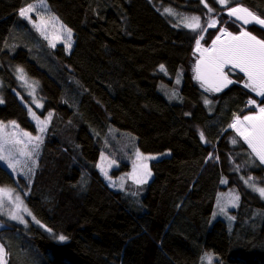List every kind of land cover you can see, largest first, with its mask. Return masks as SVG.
I'll list each match as a JSON object with an SVG mask.
<instances>
[{
    "label": "trees",
    "instance_id": "obj_1",
    "mask_svg": "<svg viewBox=\"0 0 264 264\" xmlns=\"http://www.w3.org/2000/svg\"><path fill=\"white\" fill-rule=\"evenodd\" d=\"M39 2L0 0V22L15 17L0 53V122L16 121L36 135L29 108L43 120L52 114L30 179H17L0 161V186L17 189L35 222L51 229L32 222L0 229L8 264H201L205 253L213 264H264V200L242 180L241 159L238 167L230 159L234 150L248 154L239 137L232 145L229 125L249 112L248 100L256 96L243 87L244 75L237 71L235 83L206 93L192 70L199 33L165 11L206 19L205 4L44 0L73 31L69 50L50 46L20 17L21 8ZM227 6L216 14L234 34L241 27L227 15L229 8L246 7L264 18V0H229ZM244 28L264 40L259 27ZM171 46L182 50L180 76L190 78L195 101L176 81L170 86L174 79L165 55ZM18 69L35 83L42 111L31 104ZM256 98L264 106V97ZM200 109L203 120L197 118ZM137 151L163 154L149 162L162 180L158 198L149 202V184L117 186L130 174ZM106 156L115 163L108 179L101 171ZM250 173L264 183L263 166ZM228 191L240 199L222 214L218 201ZM148 203H155L154 215ZM59 235L66 241H58Z\"/></svg>",
    "mask_w": 264,
    "mask_h": 264
},
{
    "label": "snow or ice",
    "instance_id": "obj_2",
    "mask_svg": "<svg viewBox=\"0 0 264 264\" xmlns=\"http://www.w3.org/2000/svg\"><path fill=\"white\" fill-rule=\"evenodd\" d=\"M205 0H201V3H204ZM229 0H218V3L221 5H227ZM40 5H44V0H40ZM205 7H208V4L205 3ZM36 9V6L33 4H28L27 7L21 8L19 15L27 19L30 23H33V26L37 31L41 32V35L45 36V39L48 37L44 33L43 26V17H39L40 23L34 22L30 17L29 13L33 12ZM166 12L169 14H174L171 9H166ZM209 11H213L212 8H209ZM228 16L234 17L237 21H241L242 25H247L251 22H255L262 27H264V18L256 16L252 11L246 7H231L227 11ZM53 20H56V17H52ZM184 26L196 31L201 28L200 17H184ZM217 24L216 20H210L207 27H214ZM66 36L67 47L71 48L72 40V30L66 26L61 25ZM206 30V29H204ZM221 32L224 36L228 37L227 41H221V36H217L216 39L212 42L211 48H201L200 40L203 39V36H200L196 41L197 51L201 53L200 58L197 60L194 72L195 79L201 83V86L204 87L205 91L219 92L224 88L228 87L230 84L235 83L234 80L229 78V72L226 69H237L239 72L244 74L246 80L243 83V87L249 89L251 92L255 93L258 97H264V40L258 39L251 32L245 30L241 27V31L238 35H234L230 32H227L225 29H221ZM55 47V45H52ZM161 71H165L163 65L160 66ZM18 72L21 73L19 79L25 80L23 75V69H18ZM26 82V81H25ZM177 83L180 82L177 78ZM34 83V82H33ZM32 87V85H29ZM33 91L30 92V95H34ZM175 95V93H173ZM37 107H42L37 101ZM4 103L3 99L0 98V104ZM204 103L210 104L207 98H205ZM248 106H255L258 110L250 115H245L243 119L239 116H236L233 122L229 125L230 128H233L237 135L240 136L244 142L251 149L252 155L259 160L260 164L264 165V106L257 104V101L254 99L248 100ZM29 113L32 116L33 120L36 121L37 127L41 133H43L47 124L51 119V113H49L48 118L41 120L40 117L36 115L35 112L29 108ZM14 128H18L19 125L15 121L10 122ZM2 122H0V130L5 128ZM23 135L28 138L27 143L33 145L32 151L25 152L21 150L20 155L28 156L31 158L32 152H35L39 149L40 144L43 143L42 136H32L28 132H24ZM200 138L203 141L205 139L203 132L200 133ZM23 143L19 139H13L11 137H0V161H5L8 164V167L15 170L16 163L13 162L12 152L7 148L9 144H20ZM233 144L236 143L235 140L232 141ZM27 147V144L25 145ZM137 159H155V157H143L138 151L136 153ZM211 158V156L209 157ZM35 161H33L34 163ZM142 171L137 175V166L134 164L133 173L131 178L138 184L146 183L147 178L151 176L150 170H148V165L146 163L139 166ZM105 178H108V173L101 169ZM123 180V178H121ZM252 177H249L245 180V183L252 188L253 191H256L261 198H264V187H258L255 183H251ZM226 181H222L224 183ZM11 192L10 189L0 188V209L5 207V198L11 202ZM231 199L230 203L232 206H236L240 197L238 194H230ZM218 207L220 208L221 213L226 214V206L221 205L218 201ZM15 212H10V218L13 220H19L20 223H26L24 218L18 213L22 209L24 212H27L31 216V212L28 211L26 207H23V201L20 196L15 197ZM35 220V217H33ZM229 220L234 219V217L229 216ZM36 223H39L37 220ZM44 227V225H41ZM51 232V229H46ZM58 241L64 242L67 237L64 235H59L57 237ZM7 252L4 245L0 244V264H7L6 260ZM201 264H213V258L210 254L205 253L202 257Z\"/></svg>",
    "mask_w": 264,
    "mask_h": 264
},
{
    "label": "rangeland",
    "instance_id": "obj_3",
    "mask_svg": "<svg viewBox=\"0 0 264 264\" xmlns=\"http://www.w3.org/2000/svg\"><path fill=\"white\" fill-rule=\"evenodd\" d=\"M215 2L217 3V5L219 7V8L216 7L217 9L226 8V7H228L227 5L229 4V2H228L227 5H221L220 3H218V0H215ZM205 3L208 4V1L205 0L204 4ZM33 5L36 6V9L33 12L29 13V15L32 18V20L34 22H37V23L41 22L39 20V17H43L42 23H43V26H44V33L48 37V39H45L44 35H41V36L45 40H47V42L49 43L50 46H52L54 44L55 47L58 46V45H65L67 47L66 36H65L63 28L61 27V25H63V26H66V25H64L57 16L53 15L50 12V10L48 9L49 6H48L47 2H44L43 6L40 5V2L39 3H35ZM206 8L208 9V14H207V18L206 19H203V18H201L198 15L184 14V13H181L180 11H177V10H174V9H171V8H169V9H171L174 14H169L168 12H166V14H168L178 25H181V26H184V20H183L184 17H189V18L192 17V16L200 17L201 28L197 29L196 32L199 33V36H198L199 38H200V36H203V39L200 40V45H201L202 49L203 48H211L212 47V42L216 39L217 36H221V41H227L228 37H226V36H224L222 34L221 29H225L227 32L232 33L229 30V28H228V26L226 24L227 23L226 20L223 19L221 17V15L216 14V11H217L216 8L212 7L211 5H208V7H206ZM209 8H212L213 11L210 12ZM52 17H56L57 19L53 20ZM230 18L235 21V19L233 17H230ZM213 19L217 21V24L214 27H210V28L207 27L209 21L213 20ZM25 20L34 29H36L33 26V23H30L27 19H25ZM14 21H15V17H8L5 20L0 22V53H1L2 49L5 47V44L7 43L8 35H9L10 31H11V28H12V25H13ZM239 26L243 27L241 25H239ZM204 29H206V30H204ZM38 32L41 34L40 31H38ZM200 33H201V35H200ZM206 34H208V37H206ZM232 34H234V33H232ZM238 34L239 33L234 34V35H238ZM73 35L74 34H73V31H72L71 48L67 47L69 50H71L73 45H74V36ZM256 37L258 39H261L258 36H256ZM200 55H201V53L197 51V47L195 45V61L193 63L192 70H194L196 62L200 58ZM181 58H182V50L180 48L172 47V46L168 47L166 55H165V63H166L167 69L169 70L170 74L172 75V77L174 79L172 82H170V86L174 85V81H177V78H179L180 82L178 84L181 85L180 92L183 95H185L188 98H190L191 100L195 101L196 100V96L193 93H190V91H189L190 78L186 77V76L184 78L183 77L181 78V76H180V72L179 71H180ZM226 71L229 72V78L235 81V79H233L232 74H233L234 71L239 72V70H237V69H226ZM244 78L246 80V77H244ZM243 83H244V81H243ZM0 84L2 85V81L1 80H0ZM24 85H25L24 87L26 88V92L25 93L27 94L31 104L36 109L42 111L43 108H44V104L42 102V99L38 95L35 83H33V81L29 80V78L25 77ZM29 85H32V87H29ZM33 87L35 89L34 95H30L29 93L33 91ZM203 89H204V87H203ZM206 93H212V91H206ZM254 96H256L255 93H254ZM256 97H258V96H256ZM256 97H253L251 99L256 100L257 104H259V101L257 100ZM0 98H1V96H0ZM258 98H261V97H258ZM34 100L37 101L39 104H41L42 107H37L36 103L33 102ZM209 105H211V103ZM248 109H249V112L247 114H244V116L253 114L254 112H256L258 110L255 106H249ZM244 116H239V117L241 119H243ZM197 118L199 120H203L205 118V113L203 112V110H201V109L198 110ZM31 119L33 120L32 116H31ZM41 120H43V117L41 118ZM10 122H12V121H10ZM10 122H2L4 125H6V127L3 128L2 130H0V137H11L13 139H19L23 143L7 145V148L12 152L13 162L15 163V162L18 161V163H16L15 170L13 168L8 167V164L5 161H1V163L17 179H19V178L30 179V175L33 173L32 172V166L35 164V162L37 160V156H38L37 153L40 154L41 144H40V147H39L38 150H36L35 152H32L31 158H29L28 156L20 155L21 150H23L25 152H30V151H32V148H33L32 144L27 143L28 138L25 137L23 135V133L24 132H28L32 136H37V135L41 136V132L38 130L39 133L34 135L31 132L22 129L20 127V125L16 121H15L16 124L19 125L18 128H14L11 125ZM230 129H232L234 134H235V136H233L232 139H231V142L233 140L236 141L235 144L232 143L233 146L238 144V141H237L236 137H239L244 142V140L240 136L237 135L236 131L233 128H230ZM26 144H27V147H25ZM245 145L248 148V154L246 152H244V151L237 152V151L234 150V154H233V156L230 157V159L236 166H237L238 160L241 159L239 164H238V166H239L238 169H239L240 173H245L246 174V176L242 178L244 183H245V180H247L249 177H252L253 179H252L251 183H255L258 187H264V183H261L259 181V179H257L255 177V175L250 173V170L255 169L257 166H263L264 167V165L260 164L259 160L256 159L254 157V155H252L251 149L248 147V145L246 143H245ZM142 156L143 157H155V159H159V158H161L163 156V154L162 155H147V156L142 155ZM33 161H35V162L33 163ZM102 162H103V167H101V169H103L104 171H106L108 173V178H109L111 167L115 166V163L112 162L111 157L108 158L107 156L104 157ZM149 162H150V159H148V160L137 159V155H136L135 158L133 159V163H132V166H131V172L128 175V177L123 178V180L119 179V181L117 182V186L119 188H123V189L128 187L130 185L129 184L130 182H133L136 185L149 184L150 185V191H149V195H148V197L146 199V202H149L150 199H152V198L153 199H157L158 198V193L156 192V189H160V187L162 185V180L160 178H158V177H155L153 175V173L151 172V170L149 168L150 167L149 166ZM144 163H146L148 165V170H150L151 176H149L147 178V182L146 183L138 184L131 178V175L133 173V167H134V164L137 166V175H139L140 172L142 171V169L139 166L144 164ZM108 181H110L111 184H116V182H114V180H112L111 178ZM245 185L249 189L252 190V188L249 187L248 184L245 183ZM0 188L12 190V192H11V202H9V200L7 198H5V207L0 209V229L8 227V226H11V225H16V224L20 225V226L27 227V226L30 225V222L36 224L35 220L32 218L33 216L32 215L29 216L28 213L24 212L22 209L19 211L18 214L24 218L26 223L22 224V223L19 222V220L11 219L9 213L16 211V208H15V197L16 196H20L21 200L23 201V207L27 208L25 200H24L22 194L15 188L7 187V186H5V187L0 186ZM254 192H256V191H254ZM230 194H235V192L234 191H228V192H225V193L221 194V196H220V204L226 206V209H225L226 212H228V211H230L231 209L234 208V206H232V204L230 203V199H231V195ZM262 199L264 200V198H262ZM148 209H149V212H150L149 214L150 215H154L155 214V203L154 204H149L148 203ZM222 214H224V213H222ZM37 225L41 226L43 224L37 223ZM42 228L44 230L48 229L45 226L42 227ZM6 260H7V264H8V257L7 256H6Z\"/></svg>",
    "mask_w": 264,
    "mask_h": 264
},
{
    "label": "water",
    "instance_id": "obj_4",
    "mask_svg": "<svg viewBox=\"0 0 264 264\" xmlns=\"http://www.w3.org/2000/svg\"><path fill=\"white\" fill-rule=\"evenodd\" d=\"M234 18V17H233ZM235 19V18H234ZM235 21L239 24V25H241V26H243V27H247V26H250V25H255V26H257V27H259L260 29H262L263 31H264V27H262L261 25H259V24H257V23H255V22H251V23H249V24H247V25H242V22L241 21H237L236 19H235ZM231 85V84H230ZM229 85V86H230ZM228 86V87H229ZM227 88V87H226ZM225 89V88H224Z\"/></svg>",
    "mask_w": 264,
    "mask_h": 264
},
{
    "label": "built area",
    "instance_id": "obj_5",
    "mask_svg": "<svg viewBox=\"0 0 264 264\" xmlns=\"http://www.w3.org/2000/svg\"><path fill=\"white\" fill-rule=\"evenodd\" d=\"M249 107V106H248Z\"/></svg>",
    "mask_w": 264,
    "mask_h": 264
}]
</instances>
